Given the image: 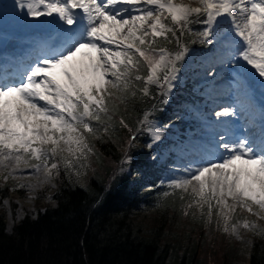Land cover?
<instances>
[{
    "label": "snow or ice",
    "instance_id": "1",
    "mask_svg": "<svg viewBox=\"0 0 264 264\" xmlns=\"http://www.w3.org/2000/svg\"><path fill=\"white\" fill-rule=\"evenodd\" d=\"M0 7L23 10L24 22L31 18L45 30L24 71L13 76L0 70L4 180L32 169L49 183L60 174L61 163L66 170L83 168L81 161L95 154L91 138L109 131L116 101L124 103L130 90L135 97V82H141L138 91L144 96L149 86L168 92L175 87L177 64L188 53L180 36L191 31L190 25L204 26L201 43L228 46L229 63L239 76H255L264 84V0H198V6L183 0H12ZM158 38L176 49L160 46ZM238 111V104H230L213 115L234 117ZM213 123L223 127L229 121ZM119 124L128 127L123 119ZM148 131L153 143L161 139L155 124L149 122ZM210 143L195 167L184 168L169 186L190 194L185 215L195 208L211 222L215 210L224 232L242 238L238 227L255 231L259 225L247 219L231 223L238 207L264 219V130L258 139L216 133Z\"/></svg>",
    "mask_w": 264,
    "mask_h": 264
},
{
    "label": "trees",
    "instance_id": "2",
    "mask_svg": "<svg viewBox=\"0 0 264 264\" xmlns=\"http://www.w3.org/2000/svg\"><path fill=\"white\" fill-rule=\"evenodd\" d=\"M192 37L185 32L180 36L181 44L189 43ZM158 41L170 50L177 47L161 38ZM146 71L145 68L139 74L143 76ZM135 83V97L130 90L124 94V103L116 101L109 131L101 130L91 138L95 154L81 161L84 167L77 164L66 170L60 164V174L53 177L54 187L47 186L52 191V202L36 210L26 207L24 215L10 225L4 199L9 198L11 208L16 209L17 194L24 192L14 190L10 183L0 184V264H166L170 241L180 245L185 237L189 240L191 262L196 259L206 264H235L240 239L217 226L190 223L189 214H184L189 194L161 184L162 165L148 160L143 150L134 161L143 168L146 178L118 173L122 150L138 121L152 110L164 113L163 117L170 113L159 108L161 88L149 86V95L144 96L138 91L141 82ZM120 119L127 128L119 124ZM186 126L164 123L163 143L180 140L186 135ZM142 183L149 187H140ZM42 196L39 194L40 201ZM144 211L152 213L150 224L140 216ZM209 231L212 234L206 239ZM168 234L173 238L169 239ZM248 240L249 264H264V234H253ZM186 255L177 264H186Z\"/></svg>",
    "mask_w": 264,
    "mask_h": 264
},
{
    "label": "rangeland",
    "instance_id": "3",
    "mask_svg": "<svg viewBox=\"0 0 264 264\" xmlns=\"http://www.w3.org/2000/svg\"><path fill=\"white\" fill-rule=\"evenodd\" d=\"M176 2L180 3L181 0H176ZM183 2L198 6V0H183ZM11 3L12 0H0V6L5 4L10 5ZM22 17L23 10L14 13L9 9L0 7V59L5 61V63L9 62V64H12V72L7 71V73L13 76L20 73L22 69H25L32 62L35 55V46L33 49H27L28 51L26 50L22 54L23 59L21 60L19 47L15 48L18 51L13 50L9 46L10 42L24 47L31 45L34 40L42 41L45 35L44 28L36 26L31 18H28L27 22H24L21 19ZM189 27L191 29L189 33L193 37L189 43L184 44L188 48V53L177 64L179 69L177 75L179 78L174 81L175 87L170 92L166 89L159 91L162 96L159 108L161 110H168L170 113L169 115L166 114V117H163L164 113L152 110L147 113L148 121L144 123H141V120L138 121L134 133L130 135V142H128L126 149L122 150L121 154L123 155L118 168L119 174H128L133 178L144 177L143 168L134 161L138 158L139 151L143 150L148 155V160L157 162L156 165H162L160 183L169 185L173 179L179 178L184 174V168L189 165L195 167L196 161L200 156L206 150L211 149L212 144L210 143V139L212 135L216 133L224 135V130L215 126L213 122L218 119L225 120V118H216L213 113L230 104H238L239 107L238 114L233 118L231 124H229L231 125L230 128L232 127L230 132L235 131V136H249L258 139L261 136L260 132L264 130V84L260 83L258 77L252 76L244 79V77L238 75L235 70V64L229 63L231 57L228 55L229 48L227 45L219 46L216 41H213L212 44L201 43L202 37L198 33L203 29V25H200L199 28L192 25ZM9 49L12 50L10 51ZM6 54L10 55L7 56V59L2 56ZM19 60L24 64V67H22L20 62H17ZM13 61L16 62L13 63ZM208 71H215L218 75L214 78L207 77L206 72ZM224 88L225 90L223 91ZM238 91L240 95H237ZM221 101L226 102L218 107ZM244 119H247L249 123L244 122ZM149 122L158 126L160 131L161 139L155 143H153L152 135L148 131ZM164 123L165 126L172 123L187 124L186 135L181 138L182 140L164 144L162 137L163 130L161 129ZM223 127H226V125ZM134 135L137 138L132 140ZM149 144H152V147H149ZM129 157H131L130 160ZM3 174L0 171V184L10 183L14 185V190L19 188L24 192L23 195L17 194L16 209L11 208L9 198L4 199L8 208L7 214L10 225L24 215L26 207L36 210L37 206H44L52 202V191L47 186L54 187L53 178L50 179L49 183H42L43 174L34 173L32 169L18 170L14 174V179L10 177L8 180H4ZM20 184H23L24 187H19ZM140 187L148 188L149 186L142 183ZM39 194L44 195L41 201L39 200ZM190 200L191 196L189 194V202ZM13 210L16 211L13 212ZM206 212L207 209H205ZM151 215L150 211H144L140 216L145 223L150 224L152 222ZM189 216L190 223L195 226L196 224L205 227L210 225V227L217 226L223 229L224 222L216 215L215 210L213 211L211 222L208 221L206 214L205 216H201L195 208L189 211ZM244 219L254 221L259 225V229H264V219H258L257 216L241 207L237 208L231 223L243 221ZM259 229L250 231L240 226L238 227V231L242 238H237L236 235L230 234L234 238L240 239L235 251V264H249L250 243L248 238L253 234H264ZM194 231L196 230L194 229ZM211 234L212 232L209 231L206 233L205 238L208 239V236ZM168 238L171 239L173 237L168 234ZM188 241L186 237L180 245H176L175 242L170 241L172 246L166 264H177L182 260L185 253L188 254L185 257L186 264L207 263L204 260L197 261L196 259L191 262Z\"/></svg>",
    "mask_w": 264,
    "mask_h": 264
},
{
    "label": "bare ground",
    "instance_id": "4",
    "mask_svg": "<svg viewBox=\"0 0 264 264\" xmlns=\"http://www.w3.org/2000/svg\"><path fill=\"white\" fill-rule=\"evenodd\" d=\"M41 40H34L33 41V43L31 44V45H29V46H21L20 44H17V43H13V42H10V44H9V46H11L12 48H13V50L17 47H19L18 49H20V52H18V53H20L19 55H20V57H21V60L23 59V53L25 52V50L26 49H33V47L35 46L36 47V44L38 43V42H40ZM10 50V49H9ZM12 50V49H11ZM10 50V51H11ZM16 50V49H15ZM35 50V49H34ZM16 51H18V50H16ZM28 51V50H27ZM26 55V54H25ZM2 56H4L6 59H7V56H10V55H2ZM9 58V57H8ZM14 62H16V61H13V63ZM17 62H20V60L19 61H17ZM219 62H222V61H219ZM217 63V62H216ZM20 64L22 65V67H24L23 65V63H21L20 62ZM213 64H215V63H213ZM212 64V65H213ZM18 65H19V63H18ZM10 67H11V69H10ZM18 67V66H17ZM10 69V70H9ZM0 70H3L4 72H6L7 73V71H10V72H12V64L10 63L9 64V62H7V63H5V61H3L2 59H0ZM23 71V69L21 70V72ZM15 72V71H14ZM8 74V73H7ZM17 74V73H16ZM226 88V87H225ZM225 88L223 89V91L225 90ZM222 91V92H223ZM237 95H240V92L238 91L237 92ZM226 101H221L219 104H218V107H220L219 105H221V104H224ZM256 108H261V107H256ZM219 109V108H218ZM221 110V109H220ZM239 116H240V114H239ZM235 117V116H234ZM234 117H225V120H227V121H229V123L228 124H226V127H220L221 128V130H224L223 131V134H225V133H227L228 135H234L236 132L234 131V132H230L231 130V128H230V126L231 125H229V124H231V122H232V120H233V118ZM242 118V117H241ZM246 121V123H249V121L247 120V119H244V122ZM254 131H255V127H254ZM261 133V132H260ZM238 134V133H237ZM243 135V134H242Z\"/></svg>",
    "mask_w": 264,
    "mask_h": 264
}]
</instances>
